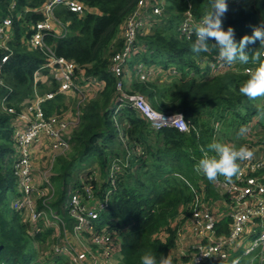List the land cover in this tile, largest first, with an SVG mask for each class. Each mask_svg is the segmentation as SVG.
Returning a JSON list of instances; mask_svg holds the SVG:
<instances>
[{"label": "trees", "instance_id": "trees-1", "mask_svg": "<svg viewBox=\"0 0 264 264\" xmlns=\"http://www.w3.org/2000/svg\"><path fill=\"white\" fill-rule=\"evenodd\" d=\"M77 1L84 5L85 11L76 14L65 7H58L55 16L67 33L64 36L47 33L44 43L55 56L76 65L75 75L79 74L78 68H84L87 75L103 79L105 87L97 98L82 108L79 126L71 135V161L60 178L57 175L52 177L59 192L52 206L58 211L69 183V169L75 161L91 156L102 168H107L111 159L118 158L116 150L121 142L113 122L118 94L110 65L113 54L122 47V39L118 37L120 26L136 2ZM44 2L0 0V19L7 16L12 19L7 49H0V59L8 55L4 63L0 62V264H68L52 254L38 258V252L47 247L45 242L51 230L35 231L23 221L21 212L12 209L16 177L11 158L6 159L12 153L14 143L11 122L21 112L22 102L26 99L31 101L37 88L43 94L57 87L54 81L49 85L34 84L33 73L44 63L47 54L45 49L31 48L26 43L33 31L31 27L44 20L39 10ZM164 2L160 13L150 20L149 28L139 33L136 40L137 44L145 47L140 61L159 66L161 70L155 77L141 79L136 76L129 86L125 75L124 88L128 92L143 94L160 111L181 113L193 124V129L180 132L169 127L151 131L147 122L133 109L123 107L118 110V125L128 147L130 143L140 147L139 153L129 158L120 179L118 177L117 189L105 216L119 231V264H140V257L145 252H151L157 260L160 255L167 256L175 248L174 238L179 226L170 225L172 233L165 240L155 237L154 232L168 225L177 214V207L185 206L191 197L197 203L203 194L205 200L213 202L216 212L221 211V206L216 204L220 197L213 183L194 171V165L207 146L213 141L220 142L221 136L215 139L213 133L216 121L222 123L223 119L232 117L235 122V130L225 135L227 142L221 143H236L239 128L249 127L255 121L262 127L261 132L254 130V133L264 140V117L258 115V106L264 108V98L249 100L239 93L241 84L249 78L248 70L257 66L251 57L261 48L259 40L246 48L250 57L247 64L237 62L228 66L224 73L212 74L210 64L220 62L215 47L210 45L211 52L196 56L191 51L195 36L190 39L191 33L181 34L178 30L187 10L197 18L202 17L211 10L210 0ZM226 3L228 11L222 18V27L225 31L232 27L237 42L244 35H251L253 28L264 25V0H226ZM208 43L216 42L209 39ZM63 96L58 93L42 104L47 115L59 111ZM5 108L13 111L6 113ZM132 165L135 166L134 172L131 171ZM163 176L167 177L163 179ZM188 183L196 187L198 184V188L191 193ZM178 216L184 217L183 224L189 212L187 216L181 213ZM224 224L225 220L224 223L218 220L216 230L219 234L221 230L228 231ZM174 262H177L176 258L172 264Z\"/></svg>", "mask_w": 264, "mask_h": 264}, {"label": "built area", "instance_id": "built-area-1", "mask_svg": "<svg viewBox=\"0 0 264 264\" xmlns=\"http://www.w3.org/2000/svg\"><path fill=\"white\" fill-rule=\"evenodd\" d=\"M164 4V0H136L120 26L122 47L113 54L110 65L118 94L114 113L120 108L129 107L151 129L170 127L180 132H190L193 124L181 113L158 111L142 94L128 92L124 88L130 56L139 59L135 70L141 79L155 77L161 70L159 66L140 61L145 47L137 44L136 40L139 33L149 28L150 20L160 13ZM61 6L76 14L85 11L84 5L77 0H45L39 9L44 20L31 27L33 31L27 42L29 47L45 49L47 54L44 63L34 71L33 82L35 85H49L54 81L57 87L43 94L35 89L33 99L25 107L27 113H24V109L20 116L15 117L14 143L9 156L11 160L14 159L12 166L17 197L12 200L11 206L13 210L21 212L23 221L35 231L51 230L46 238V249L38 252L39 259L52 254L68 264H119V231L112 227L105 216L117 189L118 177L127 167V161L113 158L102 175L94 166L72 180L66 188L60 211L52 206L54 175L51 166L43 163L42 168L36 167L33 162L35 157H39L52 163L55 156L69 148L82 107L105 87L103 79L87 75L84 68H78L79 74L75 75L76 65L55 56L45 45V34L64 36L67 33L65 26L55 16L56 9ZM206 14L197 18L187 10L178 30L181 34L191 33L193 25L199 24ZM11 32L12 19L8 16L0 19V49H7L6 42L11 38ZM7 58V54L2 56L0 62L4 63ZM210 67L211 73L215 74L223 68V64L220 61L210 64ZM58 93L77 97L74 111L47 115L42 104ZM8 111L13 110L9 108ZM218 124V121L214 123L215 126ZM258 125L257 121L250 123L248 128L252 133L237 139L241 144L228 143L237 147L247 145L255 156L241 164V173L233 178L232 183H226L221 176L213 184L220 197L216 203L221 206L220 212L215 211L211 200H205L204 195H200L185 219L192 240L189 245L180 242L174 255L177 262L173 264H264V140L254 133V127ZM220 219L222 223L225 220L226 227H223L228 229L221 230V234L216 230ZM176 235L179 238L180 229Z\"/></svg>", "mask_w": 264, "mask_h": 264}, {"label": "clouds", "instance_id": "clouds-1", "mask_svg": "<svg viewBox=\"0 0 264 264\" xmlns=\"http://www.w3.org/2000/svg\"><path fill=\"white\" fill-rule=\"evenodd\" d=\"M211 10L203 17L199 24H194L190 39L195 36L191 51L196 56L200 53L212 51L213 45L218 52L217 59L224 65L231 66L237 62L247 64L249 54L246 48L260 42V50L252 54L251 59L257 64L254 69L248 70V79L239 88V93L249 100L264 98V25L253 28L251 35H244L239 42L235 40V30L229 27L226 31L222 27V18L228 11L226 0H210ZM214 39L215 44H209ZM258 115L264 117V108L258 106ZM250 129L241 126L237 132V139L245 138ZM203 151V150H202ZM214 153V155H210ZM255 153L247 145H228L213 141L203 151L202 157L194 165V171L215 184L219 177H224L226 183H232L234 177L241 173V164L251 161ZM208 256V255H205ZM140 264H172L170 255H160L159 260L151 252H145L140 257Z\"/></svg>", "mask_w": 264, "mask_h": 264}, {"label": "rangeland", "instance_id": "rangeland-1", "mask_svg": "<svg viewBox=\"0 0 264 264\" xmlns=\"http://www.w3.org/2000/svg\"><path fill=\"white\" fill-rule=\"evenodd\" d=\"M27 42H28V39H27L26 43ZM137 63H139V59L130 56L128 58V61H127V67L134 73L135 72V65ZM197 63L201 64L200 62H197ZM203 66H205V65H203ZM227 69H228V66L223 64V68H221V70L219 72L224 73L225 71H227ZM41 85H46V84H41ZM36 91L39 92L38 88L36 89ZM98 95L99 94L95 95L93 98H91L90 100L86 101L84 106H87L88 104H90L89 102L92 101L93 99L97 98ZM66 96L65 95L63 96L64 98H62V106L59 107V111L56 112V113H62V112L72 113L74 111V108H75L76 103H77V99H76L77 97L76 96H70V95H66ZM144 98L152 106L150 101L145 96H144ZM29 104H30V101L27 100V99L22 102V104H21V107H22L21 108V112L18 113L19 116L21 115L22 111L25 109L26 105H29ZM3 108H4V106H3ZM153 108L156 109L155 107H153ZM26 110L27 109L24 110L25 114L27 113ZM156 110H158V109H156ZM2 111H3V109H2ZM4 111L6 113H10V111H8V108H5ZM158 111H160V110H158ZM223 114L225 116L226 112H224ZM229 114H230V111L227 114L228 117L230 116ZM227 116H225V117H227ZM79 123H80V121L78 122V124L74 128V130L79 126ZM11 127H12V130H13V142H14L15 124H12V122H11ZM261 127H262V125L259 124L257 127H254V130H257L258 132H261ZM234 130H235V122H234V119L231 117L230 119L229 118L223 119L222 123H219L217 126L214 125V132L213 133H214L215 139L219 135V136H221L220 142H222V141L227 142L226 141L227 138H226L225 135H228V134L232 133ZM236 143L237 144H241V142L237 141V140H236ZM72 153H73V147L70 145L69 148L64 153H62V154H60L58 156H55L53 158L52 163L51 162L49 163V160L47 161V159H45V158L43 160H41V159H39V157H35L33 159V162L36 164V167L40 166L42 168L43 167V163L46 166H51V170L53 171V175H54L53 177H55L57 175V177L60 178V176L62 175L61 173L65 169L66 165L71 161L70 156L72 155ZM8 158L10 159V156L6 157V159H8ZM119 159H121V158H119ZM92 161L93 160H92L91 156L85 157L83 160H80V161H75L74 166H72L69 169L70 170V176L68 177L69 183L72 182V179L73 180H74V178L77 179L78 176L84 175L85 173L89 172L92 167L97 165V161H95V163L92 162ZM126 161H127V164H129L130 161H129L128 158L126 159ZM148 162H150V159L148 160ZM11 163L14 164V159H12ZM91 163H93V165H91V167L90 166H86V164H91ZM78 170H81V173H79L77 175L76 173H77ZM174 175L178 176V174H174ZM166 177L167 176H163L162 178L164 179ZM103 180H104V177H103ZM69 183H68V185H69ZM189 187H190L191 193H192L193 190L198 188V184H197V187L194 186V185L189 184ZM58 194H59V192L57 191V187H56L55 182H54V198L56 197V199H57L58 198ZM14 196L17 197V193L16 192L14 193ZM54 198H52V202H55L56 199L54 200ZM11 199H12V196H11ZM195 204H196V200H193L192 197H191V199L187 202V204H185V206H183V205L178 206L177 207L178 208L177 214L172 219H170L168 225H164V226L159 227V229L154 232V236L159 238V239H161V240H165V238L168 236V234L172 233L169 230V226L170 225L172 227H177V225H178L179 226L178 229L180 228L181 222L183 221V219H182L181 216H178V214L181 213V214L187 216L188 212L190 213V211L195 207ZM185 208H186V212H185ZM186 245H189V243H186ZM175 252L176 251H174L173 248H172V250L169 252L170 254L168 253V255H173L172 253H175ZM172 260H174V257H172Z\"/></svg>", "mask_w": 264, "mask_h": 264}, {"label": "crops", "instance_id": "crops-1", "mask_svg": "<svg viewBox=\"0 0 264 264\" xmlns=\"http://www.w3.org/2000/svg\"><path fill=\"white\" fill-rule=\"evenodd\" d=\"M118 37H120V29H119V33H118ZM125 75H126V79H125V81L127 82V84H128V86L130 85V83L136 78V76L137 75H135V72L133 73L128 67L126 68V72H125ZM139 78V77H138ZM42 84H47V83H42ZM48 85V84H47ZM67 97V96H66ZM17 122V119L15 118L13 121H12V124H16V122ZM113 122H114V125L117 127V129H118V131H119V133H118V139H119V141L121 142V144L117 147V152L119 153V155H118V157L119 158H121V159H119V160H121L122 161V159L123 160H126L127 158L129 159V158H131L132 156L134 157L137 153H139V146H132L131 145V143H130V146L128 147V145H127V143H126V141H125V136L123 135V133L121 132V129H120V127H119V125H118V120H117V113H114L113 112ZM149 130H151L152 131V129L149 127ZM154 130V129H153ZM131 146L133 147V148H131ZM142 153V152H141ZM117 156V155H116ZM144 156H146L145 154H144ZM132 157V158H133ZM92 162H94L95 163V161H97L96 159L94 160L93 158H92ZM91 165H93V163H91V164H86V166H90L91 167ZM96 166V168L98 169V172H100L101 173V175H102V173L103 172H105V170H106V168H102L101 167V165H99V163H98V161H97V165H95ZM87 168V167H86ZM144 168H146V167H144ZM134 170H135V166L134 165H132L131 166V171L132 172H134ZM79 173H81V170H78L77 171V175L79 174ZM73 180V179H72ZM74 180H76L75 178H74ZM73 180V181H74ZM182 217V216H181ZM184 218V217H183ZM180 236H179V238H177V235L175 236V238H174V241H175V248L173 249L174 251H177V248H178V246L180 245V242H182V243H184V244H186V243H190L191 242V240H192V238L190 237V227H189V225L187 224V222H186V220H185V222L183 223V224H181V226H180ZM178 229V230H179ZM170 254V253H169ZM173 255H170L171 256V258L172 257H175L174 255L176 254V252L175 253H172Z\"/></svg>", "mask_w": 264, "mask_h": 264}]
</instances>
